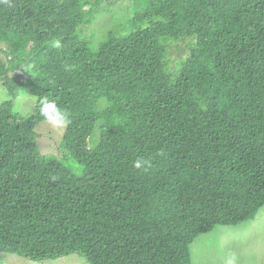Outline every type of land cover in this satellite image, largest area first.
I'll use <instances>...</instances> for the list:
<instances>
[{
	"label": "trees",
	"instance_id": "trees-1",
	"mask_svg": "<svg viewBox=\"0 0 264 264\" xmlns=\"http://www.w3.org/2000/svg\"><path fill=\"white\" fill-rule=\"evenodd\" d=\"M105 1L0 0V252L195 264L199 235L264 206V0H135L78 37ZM45 101L68 116L61 156L41 151Z\"/></svg>",
	"mask_w": 264,
	"mask_h": 264
},
{
	"label": "rangeland",
	"instance_id": "rangeland-1",
	"mask_svg": "<svg viewBox=\"0 0 264 264\" xmlns=\"http://www.w3.org/2000/svg\"><path fill=\"white\" fill-rule=\"evenodd\" d=\"M109 1L114 3L109 6ZM144 2L145 0H138ZM135 0H106L102 4V12L95 22L81 26L76 35L88 42L98 43L103 34L110 30L124 26L127 15L131 13L127 8L133 6ZM140 4V3H139ZM109 10H108V9ZM121 11V15H116V11ZM188 39L181 40L169 49L170 67L174 68L182 53L187 51L186 43ZM8 80V79H5ZM18 83L20 91L24 77L19 75L10 83ZM16 88V87H14ZM17 90V89H16ZM14 96L4 85V80L0 79V103ZM35 99L21 94L17 97L16 107L22 113H29L33 107ZM34 108V107H33ZM33 110V109H32ZM65 123L54 125L49 120L41 123L38 127L41 151L45 154H55L61 156L59 150L60 140L65 131ZM99 132L94 130L85 139V146L94 145L98 140ZM192 260L195 264H264V206L258 210L256 216L247 221L233 226H219L215 230L199 235L191 244ZM0 264H91L84 256L78 253L68 254L58 258H46L33 260L27 256L0 252Z\"/></svg>",
	"mask_w": 264,
	"mask_h": 264
},
{
	"label": "clouds",
	"instance_id": "clouds-1",
	"mask_svg": "<svg viewBox=\"0 0 264 264\" xmlns=\"http://www.w3.org/2000/svg\"><path fill=\"white\" fill-rule=\"evenodd\" d=\"M56 46L59 47V41L56 42ZM41 112L54 125H62L68 120L67 113L62 112L54 101H45ZM135 166L139 168L140 162H136Z\"/></svg>",
	"mask_w": 264,
	"mask_h": 264
}]
</instances>
